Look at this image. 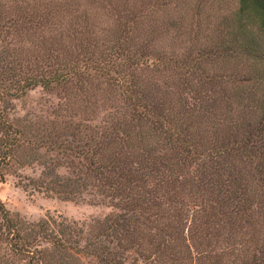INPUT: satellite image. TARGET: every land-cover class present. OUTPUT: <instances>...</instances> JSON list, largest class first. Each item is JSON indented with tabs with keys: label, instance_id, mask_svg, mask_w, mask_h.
I'll use <instances>...</instances> for the list:
<instances>
[{
	"label": "trees",
	"instance_id": "trees-1",
	"mask_svg": "<svg viewBox=\"0 0 264 264\" xmlns=\"http://www.w3.org/2000/svg\"><path fill=\"white\" fill-rule=\"evenodd\" d=\"M206 2L0 0V182L15 175L25 189L110 208L87 222L27 221L0 201V264H227L244 249L260 259L241 264H264L244 221L264 179L250 190L231 181L226 201L213 198L203 169L227 143L209 144L201 129L224 116L183 124L161 94L198 66L202 52L182 57L210 15ZM213 19L211 55L235 58L242 83H264V0H237ZM143 60L159 67L155 79L136 73ZM35 87L60 94L65 111L11 119L10 99ZM257 109L264 121V96ZM245 134L251 140L253 126ZM28 166L39 174L23 182Z\"/></svg>",
	"mask_w": 264,
	"mask_h": 264
},
{
	"label": "rangeland",
	"instance_id": "rangeland-1",
	"mask_svg": "<svg viewBox=\"0 0 264 264\" xmlns=\"http://www.w3.org/2000/svg\"><path fill=\"white\" fill-rule=\"evenodd\" d=\"M236 1L207 0L205 11L210 15L207 20L201 21L197 40L194 42L190 55L183 54L182 57L185 60L186 57H193L202 52L198 68H193L192 72L186 76L181 75L180 81H175L169 88L161 91L162 95L174 102L171 115L183 124L190 118L207 112L219 118L220 115L224 116L219 121L209 118L201 129L206 133L209 144L219 141L227 143L217 161L206 162L203 169V177L210 182L212 196L217 201H226L229 195L228 185L231 181H238L246 190H250L253 187L259 189L258 186H261V181L264 179V121L259 120L260 114L257 109L259 99L264 96V83L260 85L242 83L233 76L234 70L239 68V62L235 58L211 55V52L219 45L217 22L213 17H217L223 10L228 11L236 7ZM176 48L181 53L185 46L182 41L179 43L177 41ZM135 68L138 75L150 79H155L159 70V67L151 60L140 61ZM229 72L231 75L224 76ZM167 85L169 84H165ZM109 95L121 102L122 95L117 88L110 91ZM9 107L8 114L13 120L52 117L55 113L65 111L60 94L41 87H35L19 98L10 99ZM94 110L96 111V107ZM98 111L103 112L100 108ZM249 125L253 126L255 135L247 141L245 132ZM19 174L23 182H26L28 177H36L39 174V167H25ZM217 180L219 182L216 184ZM254 197L255 208L251 215L244 216V221L248 229L252 231L256 245L262 247L264 245L262 231L264 195L259 191ZM0 201L10 212L17 213L27 221L52 216L57 219L87 222L92 218L102 217L110 211L106 205L73 202L48 196L30 188L25 189L17 184L15 175H7L4 182H0ZM227 208L228 213L232 212V215H229L232 217L231 220L237 219L239 205L230 204ZM226 227L228 228L229 224ZM259 259L258 254L254 255L244 249L229 259L227 264L256 263Z\"/></svg>",
	"mask_w": 264,
	"mask_h": 264
}]
</instances>
